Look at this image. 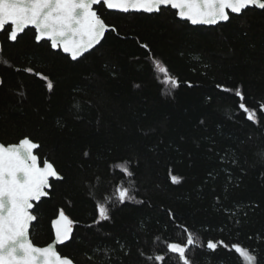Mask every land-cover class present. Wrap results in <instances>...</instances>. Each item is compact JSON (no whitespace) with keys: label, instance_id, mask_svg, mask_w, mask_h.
I'll use <instances>...</instances> for the list:
<instances>
[{"label":"trees","instance_id":"trees-1","mask_svg":"<svg viewBox=\"0 0 264 264\" xmlns=\"http://www.w3.org/2000/svg\"><path fill=\"white\" fill-rule=\"evenodd\" d=\"M96 9L113 30L77 60L33 29L13 42L0 34V142L30 138L63 177L35 205L33 243L52 241L63 210L72 234L57 250L76 264H182L167 244L188 233L191 264H243L234 243L264 264V10L207 27L169 7ZM155 61L179 87L162 83ZM118 185L135 199L120 203Z\"/></svg>","mask_w":264,"mask_h":264},{"label":"snow or ice","instance_id":"snow-or-ice-1","mask_svg":"<svg viewBox=\"0 0 264 264\" xmlns=\"http://www.w3.org/2000/svg\"><path fill=\"white\" fill-rule=\"evenodd\" d=\"M94 6H106L107 9L125 13H159L162 6H171L181 19L192 24L216 25L229 22V13L240 15L252 7L264 10V0H0V30L10 25L9 38L15 41L19 33L32 26L37 42L50 41L53 49L62 48L72 60H77L99 45L109 30ZM154 64L158 72L163 74V84L172 89L179 87L178 80L169 74L165 66L159 61ZM27 71L31 72L32 69ZM47 87L49 90L53 88L51 81ZM236 95L241 96L239 90ZM239 108L247 113L249 120H256V112L250 111L244 103H240ZM39 147L27 137L18 144H0V264H74L71 258L62 256L56 250V244L68 241L72 234L73 221L63 210L52 222L55 229L54 243L38 247L29 238L30 223L37 219L31 211L33 203L48 196L46 189L50 187V178L63 179L48 160L45 159L43 166H40L33 151ZM118 167L127 176L133 175L126 164ZM178 180V177L172 176L173 183ZM115 196L120 203L135 199L131 194V186H116ZM97 209L100 220L109 219V209L105 204L98 203ZM196 243L193 234L188 233L186 243H168L167 249L177 254L182 264H191L186 251ZM218 245L229 247L223 241L211 240L206 246L215 250ZM230 247L243 264H257V256L248 248L238 243ZM154 260L162 261L164 257L158 255Z\"/></svg>","mask_w":264,"mask_h":264},{"label":"water","instance_id":"water-1","mask_svg":"<svg viewBox=\"0 0 264 264\" xmlns=\"http://www.w3.org/2000/svg\"><path fill=\"white\" fill-rule=\"evenodd\" d=\"M96 7L97 6H94V8L96 9ZM105 7V9L106 10H108V11H112V12H120V13H125V12H122V11H119V10H115V9H107L106 8V6H104ZM167 7H169V8H171V6H162V8H167ZM172 10H174L175 12H176V17L179 19V20H182V21H187L191 26H215V25H208V24H192L190 21H188V20H186V19H181L178 15H177V10L176 9H173V8H171ZM257 9H259V8H257ZM96 11L98 12V10L96 9ZM129 12H135V11H129ZM128 12V13H129ZM135 13H146V12H143V11H140V12H135ZM99 14V13H98ZM146 14H151V13H146ZM229 14H232V13H229ZM233 15H237V14H233ZM102 18V17H101ZM221 23H224V22H221ZM217 25V24H216ZM109 26V25H108ZM26 29H33L34 30V32H35V29L32 27V26H29L28 28H26ZM25 29V30H26ZM110 30H113V27L112 26H109V30L108 31H110ZM3 30H0V32H2ZM10 31H11V28H10ZM107 31V32H108ZM10 33V32H9ZM23 33V32H22ZM22 33H19L18 34V36L19 35H21ZM106 34V33H105ZM105 36V35H104ZM8 39H9V41H11V42H13V40H11L9 37H8ZM103 40V39H102ZM101 40V41H102ZM36 41V40H35ZM42 41H47V40H42ZM37 42V41H36ZM41 42V41H40ZM47 42H49V45H50V47H51V42L50 41H47ZM96 46H98V45H96ZM95 46V47H96ZM94 47V48H95ZM0 48H1V41H0ZM93 48V49H94ZM51 49L52 50H55V51H58V50H60L63 54H65V55H67L70 59H71V56H70V54H68V53H65V52H63V49L62 48H56V49H53L52 47H51ZM92 49H90L89 51H91ZM88 51V52H89ZM88 52H86V53H88ZM85 53V54H86ZM79 59V58H78ZM72 60V59H71ZM25 138V137H24ZM28 138V137H27ZM23 139V138H22ZM21 140V139H20ZM19 140V141H20ZM19 141L17 142V143H9V144H4V145H12V144H18L19 143ZM34 142V141H33ZM34 143H37V142H34ZM0 144H3V143H1L0 142ZM38 144V143H37ZM39 145V144H38ZM34 151V154L35 155H37V153H36V151H37V149H34L33 150ZM37 157H38V159H39V156L37 155ZM39 162H40V159H39ZM48 162H50V161H48ZM51 163V162H50ZM40 166L42 167L43 166V163L41 164L40 163ZM61 176V175H60ZM52 180H57V179H55V178H50L49 179V184H50V187L48 188V189H46V191L48 192V196H46V197H42L41 198V200L43 199V198H48L49 197V191L51 190V181ZM40 202V201H39ZM39 202H34L33 203V209L31 210L32 211V214L34 215V216H36L35 214H34V208H35V205L36 204H38ZM58 218V217H57ZM56 218V219H57ZM35 222V220L34 221H32L31 223H30V226H29V238L31 239V237H30V229H31V226H32V224ZM52 229H53V234H54V236H53V239H52V241H50L48 244H51V243H54V241H55V229L53 228V224H52ZM31 241H32V239H31ZM33 242V241H32ZM66 242V241H65ZM64 242V243H65ZM34 244V243H33ZM48 244H46V245H44V246H39V245H36V244H34L35 246H38V247H45V246H47ZM59 245H61V244H56V250H57V246H59ZM58 251V250H57ZM63 256V255H62ZM64 257H67V256H64ZM69 258V257H68ZM74 262V261H73ZM74 264H76L75 262H74Z\"/></svg>","mask_w":264,"mask_h":264},{"label":"flooded vegetation","instance_id":"flooded-vegetation-1","mask_svg":"<svg viewBox=\"0 0 264 264\" xmlns=\"http://www.w3.org/2000/svg\"><path fill=\"white\" fill-rule=\"evenodd\" d=\"M10 28H11V27H10V25H9V26H6L5 29H3V31L7 30V37H9ZM3 31H2V32H3ZM2 32H0V34H1ZM0 41H1V40H0Z\"/></svg>","mask_w":264,"mask_h":264},{"label":"rangeland","instance_id":"rangeland-1","mask_svg":"<svg viewBox=\"0 0 264 264\" xmlns=\"http://www.w3.org/2000/svg\"><path fill=\"white\" fill-rule=\"evenodd\" d=\"M161 75L163 76V74L161 73ZM164 78V77H163Z\"/></svg>","mask_w":264,"mask_h":264}]
</instances>
